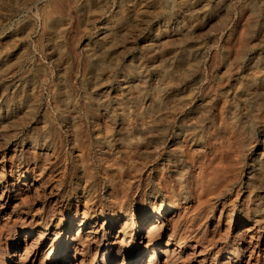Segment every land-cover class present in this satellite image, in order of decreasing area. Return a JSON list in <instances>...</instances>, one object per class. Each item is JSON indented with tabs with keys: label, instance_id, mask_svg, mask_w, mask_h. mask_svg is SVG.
Returning a JSON list of instances; mask_svg holds the SVG:
<instances>
[{
	"label": "rangeland",
	"instance_id": "obj_1",
	"mask_svg": "<svg viewBox=\"0 0 264 264\" xmlns=\"http://www.w3.org/2000/svg\"><path fill=\"white\" fill-rule=\"evenodd\" d=\"M0 69V264H24L14 245L28 230V264H61L65 226L53 233L45 223L65 217L74 235L77 200L106 217L122 195L136 219L147 215L128 249L161 205L190 203L174 233L183 247L168 264H245L241 231L251 223L262 243L250 261L264 264V84L249 86L264 82V0H0ZM224 120L259 138L226 156ZM229 219L238 228L227 234ZM106 243L72 264L122 262L102 256Z\"/></svg>",
	"mask_w": 264,
	"mask_h": 264
},
{
	"label": "bare ground",
	"instance_id": "obj_2",
	"mask_svg": "<svg viewBox=\"0 0 264 264\" xmlns=\"http://www.w3.org/2000/svg\"><path fill=\"white\" fill-rule=\"evenodd\" d=\"M64 1V0H63ZM160 1V0H159ZM255 1V0H254ZM59 4V3H58ZM206 4V3H205ZM187 5V4H186ZM202 5V4H201ZM259 5V4H258ZM207 7V6H206ZM136 11V10H135ZM190 11V10H189ZM195 11V10H194ZM252 12V11H251ZM62 13V12H61ZM136 13V12H135ZM253 13V12H252ZM60 17V16H58ZM150 18V17H149ZM197 18V17H196ZM59 19V18H58ZM142 19V18H140ZM148 20V19H147ZM56 24V23H55ZM114 26V25H113ZM166 28V27H165ZM188 28V27H187ZM167 29V28H166ZM185 29V28H184ZM125 32V31H124ZM111 33V32H110ZM122 33V32H121ZM253 33V32H252ZM118 34V33H117ZM116 34V35H117ZM184 35V34H183ZM118 36V35H117ZM122 39V38H121ZM120 40V39H119ZM162 42V41H161ZM94 44V43H93ZM243 45V44H242ZM14 46V45H13ZM93 46V45H92ZM94 49V48H93ZM179 49V48H178ZM91 50V49H90ZM159 50V49H158ZM242 50V49H241ZM96 52V51H95ZM102 52V51H101ZM100 52V53H101ZM106 52V51H105ZM183 55V54H182ZM159 56V55H158ZM7 57V56H6ZM237 59V58H236ZM100 61V60H98ZM104 61V60H103ZM240 61V60H239ZM91 63V62H90ZM192 63V62H191ZM101 64V63H100ZM193 64V63H192ZM249 65L252 64V66L254 67L256 64H258L256 61L254 60H249ZM6 65V64H5ZM186 65V64H185ZM7 66V65H6ZM3 67V66H1ZM5 67V66H4ZM183 68V67H182ZM101 69V68H100ZM257 69V68H256ZM1 70V69H0ZM134 70V69H133ZM177 70V69H176ZM196 70V69H195ZM260 70V69H259ZM180 71V70H179ZM178 71V72H179ZM257 71V70H256ZM175 72V71H174ZM132 73V72H131ZM184 74V73H183ZM249 74V73H248ZM143 75V74H142ZM164 76V75H163ZM34 77V76H33ZM178 78V77H177ZM256 78V77H255ZM264 79V78H263ZM96 80V79H95ZM99 80V79H98ZM145 80V79H144ZM167 80V79H166ZM33 81V80H32ZM159 82V81H158ZM178 82V81H177ZM140 83V82H139ZM133 84V83H132ZM141 84V83H140ZM146 84V83H145ZM263 85L264 82H258L257 79L251 78V81L249 82V86H255V85ZM124 85V84H123ZM163 85V84H162ZM193 85V84H192ZM196 85V84H195ZM23 86V85H22ZM133 86V85H131ZM161 86V85H160ZM35 87V86H34ZM134 87V86H133ZM132 87V88H133ZM160 88V87H159ZM190 88V87H189ZM195 88V87H194ZM254 88V87H253ZM33 89V88H31ZM134 89V88H133ZM156 89V88H155ZM18 90V89H17ZM143 90V89H142ZM157 90V89H156ZM155 90V91H156ZM261 90V89H260ZM24 91V90H23ZM161 91V90H160ZM187 91V90H186ZM154 92V91H153ZM172 92V91H171ZM161 93V92H160ZM167 93V92H166ZM173 93V92H172ZM190 93V92H189ZM101 95V94H100ZM158 95V94H157ZM160 95V94H159ZM166 95V94H165ZM164 95V96H165ZM176 95V94H175ZM246 96V95H245ZM147 97V96H146ZM158 97V96H156ZM163 97V96H162ZM175 97V96H174ZM187 97V96H186ZM189 97V96H188ZM211 97V96H210ZM173 98V97H172ZM23 99V98H22ZM160 99H161V95H160ZM164 99V98H163ZM162 99V100H163ZM193 99V98H192ZM202 99V98H201ZM226 99V98H225ZM145 100V99H144ZM154 100V99H153ZM173 100V99H172ZM209 100V99H208ZM22 101V100H21ZM155 101V100H154ZM159 103H156V105H154V107H157ZM171 101V100H170ZM20 102V101H19ZM156 102V101H155ZM175 102V101H174ZM176 103V102H175ZM29 104V103H28ZM153 104V103H152ZM193 104V103H192ZM201 104V103H200ZM141 105V104H140ZM33 106V105H32ZM123 106V105H122ZM146 106V105H145ZM165 106V105H164ZM185 106V105H184ZM159 107H162V105ZM166 107V106H165ZM169 107V106H168ZM142 108V107H141ZM149 109L151 107H148ZM153 108V105H152ZM185 108V107H184ZM225 108V107H224ZM154 109V108H153ZM157 109V108H156ZM160 109V108H159ZM158 109V110H159ZM162 109V108H161ZM221 109V108H219ZM129 110V109H128ZM206 110V109H205ZM64 111V110H63ZM152 111V109H151ZM182 111V110H181ZM150 112V111H149ZM159 112V111H158ZM221 112V111H220ZM126 113V112H125ZM131 113V112H130ZM223 113V112H222ZM227 113V112H226ZM228 114V113H227ZM226 114V115H227ZM146 114H144L145 116ZM151 115V114H150ZM218 115V114H217ZM224 116V113L222 114ZM233 115V114H230ZM126 116V115H125ZM142 116V117H144ZM155 116V115H154ZM141 117V116H140ZM146 117V116H145ZM144 117V118H145ZM236 117V116H234ZM232 117V118H234ZM223 118V117H222ZM227 118V116H226ZM229 118V117H228ZM262 118V117H261ZM143 119V118H142ZM225 119V118H224ZM235 119V118H234ZM136 120V119H135ZM184 120V119H183ZM182 120V121H183ZM193 120V119H192ZM215 120V119H214ZM236 120V119H235ZM235 120L232 121H225L226 122V127H228V129H230L231 134H233V137H220L222 138L221 143H224L225 146H223L226 149V156H228V154H232L235 150H239L238 148H240L242 145L244 147H246V145L248 144V142L254 137V138H259L257 135L253 136L252 134V130L251 128H249L246 125H238L235 123ZM129 121V120H128ZM164 121V120H163ZM212 121V120H211ZM223 121V120H222ZM220 122V121H219ZM223 123V122H222ZM244 123V122H243ZM5 124V123H4ZM144 124V123H143ZM140 124L137 125L139 128H143L144 125ZM148 124V122H147ZM150 124V123H149ZM241 124V123H240ZM161 125V124H160ZM17 126V125H16ZM131 127V126H130ZM209 128V127H208ZM207 128V129H208ZM204 129V128H203ZM129 130V129H128ZM138 130V129H137ZM141 130V129H140ZM134 131V130H133ZM149 131V130H148ZM159 131V130H158ZM48 132V131H47ZM187 132V131H186ZM208 133V132H207ZM190 134L191 136H193L192 138H194L195 140H198V137L196 138V132L194 129L190 128ZM140 135V134H139ZM138 135V137H139ZM214 135V134H213ZM146 136V134H145ZM143 137V136H142ZM127 138V137H126ZM44 139V138H43ZM134 139V138H133ZM126 140V139H125ZM194 140V141H195ZM200 140V139H199ZM102 141V140H101ZM46 142V141H45ZM143 142V141H142ZM156 142V141H155ZM199 142V141H198ZM38 143V142H37ZM109 143V142H108ZM138 142H134V141H130L129 143H127L128 145H133V144H137ZM141 143V142H139ZM147 143V142H146ZM153 143V142H151ZM179 143V142H178ZM209 143V142H208ZM23 144V143H22ZM34 144V143H33ZM47 145V144H46ZM138 145V144H137ZM135 145V146H137ZM140 145V144H139ZM239 145V147H238ZM241 145V146H240ZM22 146V145H21ZM177 146V145H176ZM222 146V145H221ZM212 147V146H211ZM252 147V146H251ZM177 148V147H176ZM220 148V147H219ZM56 149V148H55ZM131 149V148H130ZM200 149V148H199ZM245 149V148H244ZM243 149V150H244ZM29 150V149H28ZM27 150V151H28ZM53 150V149H52ZM124 150V149H123ZM132 150V149H131ZM135 150V149H134ZM157 150V149H156ZM195 150V149H194ZM54 151V150H53ZM52 151V152H53ZM57 151V150H56ZM137 151V150H136ZM190 151V150H189ZM242 151V150H241ZM113 152V151H112ZM223 152V151H222ZM48 153V152H47ZM102 153V152H101ZM126 153V152H125ZM235 153V152H234ZM240 153V152H239ZM243 153V152H242ZM44 154V153H43ZM51 154V153H50ZM194 154V153H193ZM196 154V153H195ZM194 154V155H195ZM198 154V153H197ZM14 155V153H13ZM97 155V154H96ZM148 155V154H147ZM15 156V155H14ZM19 156V155H18ZM136 156V155H135ZM151 156V155H150ZM197 156V155H196ZM231 156V155H230ZM16 157V156H15ZM172 157V156H171ZM174 157V156H173ZM194 156L192 155V158ZM212 157V156H211ZM170 158V157H169ZM226 158V157H225ZM229 158V157H227ZM226 158V159H227ZM235 158V157H234ZM14 159V158H13ZM148 159V158H147ZM196 159V158H195ZM194 159V160H195ZM232 159V158H231ZM154 160V159H153ZM198 160V159H197ZM223 160V159H222ZM20 161V160H19ZM113 161V160H112ZM168 161H170L172 163V165L174 167H181V164L179 165V161L177 159H168ZM167 161V162H168ZM10 162V161H9ZM168 162V163H170ZM217 162V161H216ZM233 162V161H232ZM231 162V163H232ZM235 162V161H234ZM11 163V162H10ZM195 163V162H193ZM263 163V162H262ZM199 171L203 173V166L204 163L203 162H199ZM242 164V163H241ZM213 165V164H212ZM232 165V164H231ZM239 165V164H238ZM164 166V165H163ZM20 167V166H19ZM37 167V166H35ZM43 167V166H42ZM148 167V166H147ZM10 168V167H9ZM33 168V167H32ZM31 168V169H32ZM3 171L6 170V168L3 167L0 168ZM219 169V168H218ZM1 170V171H2ZM22 170V169H21ZM42 170V169H41ZM175 170V169H174ZM193 170V169H192ZM19 171V170H18ZM22 172V171H21ZM176 175L177 178L180 179L181 175L183 173L182 169H176ZM218 172V171H217ZM18 173V172H17ZM1 174V173H0ZM26 178H28L29 173L24 172L23 173ZM34 174V173H33ZM191 174V173H190ZM2 175V174H1ZM12 177H17L15 176L13 173L11 174ZM209 175V174H208ZM216 175V174H214ZM41 176V175H40ZM168 176V175H167ZM230 176V175H229ZM251 176V175H250ZM39 177V176H38ZM23 179V178H22ZM170 179V178H169ZM37 181V180H36ZM203 181V180H202ZM13 182V181H12ZM43 182V181H42ZM79 182V181H78ZM129 182V181H128ZM36 183V182H35ZM14 184V182H13ZM114 184V183H113ZM197 184V183H196ZM22 188L21 191L23 190L25 192L26 187H30L29 184H27L26 182L21 183ZM29 185V186H28ZM32 185V183H31ZM40 185V184H39ZM167 185V184H166ZM173 185V184H172ZM41 186V185H40ZM202 186V185H201ZM37 187V186H36ZM39 187V186H38ZM180 187V186H179ZM85 188V187H84ZM131 189V188H130ZM183 189V188H182ZM185 189V188H184ZM202 189V188H201ZM51 190V189H50ZM175 190V189H173ZM222 190V189H221ZM224 190V188H223ZM28 192V191H27ZM129 192V191H128ZM174 192V191H173ZM197 192V191H196ZM208 192V191H207ZM200 193V192H199ZM18 195H21L19 192H17ZM24 194V193H23ZM27 194V193H26ZM174 194V193H173ZM237 194V193H236ZM256 194V193H255ZM99 195V194H98ZM1 196V195H0ZM3 196V195H2ZM1 196V197H2ZM22 196V195H21ZM51 196V195H50ZM172 196V195H171ZM174 196H176V194H174ZM25 197V196H24ZM48 197V196H47ZM84 197V196H83ZM173 197V196H172ZM237 197V196H236ZM19 198H21L19 196ZM80 198V197H79ZM182 198V197H181ZM221 198V197H220ZM24 199V198H22ZM110 199V198H109ZM116 202H115V206H112V208L110 209V212H108L107 216L105 217L103 214V208H99V213H96L95 211H93L90 216H89V212H90V206H89V199H79L76 201V207L78 208L80 205H82V210L77 212V214L75 215V219H78L79 217V223L76 226V232L74 233V235L72 234V228H68V224L65 223L66 219L65 217L63 218H58L57 220H53V216H52V221L51 222H46L44 229L49 230L50 226H52V229H55V231L53 233H55L57 230L60 229L61 225L65 226V228L56 234L55 237H57V235L59 234L58 238H61L63 243H64V255L61 258V264H72L71 260L72 258H76L77 254H81L85 255V253L90 249H93L91 246L94 244H97L98 246L94 249H96L97 254L100 250L101 244L103 242V240H105L107 243L105 244L106 248L102 249L103 250V255L105 256L106 253H108V256H112L115 259H118L122 262L118 263V264H130L135 258L139 259L143 257L144 254V250L152 247V252L151 255L146 259H144L143 257V261L142 264H159L157 259L158 258H162L165 256V263L164 264H168V261L171 258H173L176 254H178V249L182 248L183 245L182 243L184 242L183 239H185L183 236L179 238V242L177 241L178 245L177 247L173 246V242H174V233L176 232L177 229V225H178V219L182 213H186V210L189 209V207L191 206L190 203H185V206H183V210L182 207H179V204L177 202H173V203H169V204H165V205H161V207L159 208L160 212H155V215L151 218V221L148 224V227L145 231H143V233H140V235L138 236L137 240L134 242V246L135 248H131L128 249V243L131 242V240L127 239V235L129 233V231L131 230L132 232L135 231L137 228H139L140 230V226H141V222L146 221L147 220V215L142 216V218L140 219H136L133 215V212H128L129 210H127V205H128V197L125 195H122V197L116 198ZM234 199V198H233ZM84 200V201H82ZM111 200V199H110ZM225 203V202H224ZM249 203V202H248ZM2 203L0 202V206L3 207L4 203L1 205ZM182 204V203H181ZM194 204V203H193ZM264 204V203H263ZM17 205V204H16ZM166 208H168L167 210H165ZM71 208L68 210L69 213L71 212ZM212 210V209H211ZM176 211V212H175ZM194 211V210H192ZM249 211V210H248ZM247 211V213H248ZM142 212V211H141ZM199 212V211H198ZM126 215L125 220L120 222V219L122 218V216ZM173 213V214H172ZM174 217V218H170V216ZM185 215V214H184ZM209 215V214H208ZM60 217V216H59ZM193 217V216H192ZM91 218V221H88V219ZM231 218V217H230ZM31 219V218H30ZM29 219V220H30ZM24 220V219H23ZM69 221V220H68ZM22 222V221H21ZM144 223V222H143ZM147 223V222H146ZM2 224V223H1ZM74 225V224H72ZM118 230H117V234L112 235L111 239L109 241L108 237L110 236V230L114 229L116 226H118ZM146 225V224H145ZM221 225V224H220ZM199 226V225H198ZM221 227V226H220ZM224 229V232H226L227 234H230L232 232H235V230L238 228V226L236 225V223L232 222L230 219L227 220V222L225 224H223L222 226ZM109 229V230H108ZM219 231V230H218ZM220 232V231H219ZM226 233H222L224 235H226ZM132 234V233H131ZM167 235V239H164L163 236ZM205 234V233H204ZM242 236L244 237V249L243 251H249V256L248 259L245 261V264H261V262L257 260L256 262L254 261H250L251 256L254 254L255 251L258 250L260 244L262 243V241L256 236L255 233V224L251 223L248 226H246L242 231H241ZM33 235V230H28L25 232V236H20L19 234L16 237V243H15V249L16 250H22V248H24V253L22 258V263L24 264H28L30 259H28V257L30 256L29 254V248H26L28 245V241L30 240L31 236ZM41 235V234H40ZM39 235V238L37 239H41L42 237ZM183 235V234H182ZM103 240H102V237ZM229 239V238H228ZM38 240V241H39ZM55 240V239H54ZM53 240V241H54ZM59 240V239H58ZM37 241V242H38ZM37 242L33 243L30 245L31 248H34L37 246ZM111 243V244H110ZM214 243V242H213ZM29 247V246H28ZM41 247V246H40ZM121 247H124L123 249H128V252H126V254L122 253L125 250L121 249ZM131 247V246H130ZM194 247V246H193ZM192 247V248H193ZM196 247V246H195ZM193 248V251L190 252L191 255H195L196 252V248ZM140 249V253L137 252V250ZM210 249V248H209ZM237 251V250H236ZM48 252V251H47ZM70 252H73V256H70ZM208 252V251H207ZM63 253V252H62ZM122 253V254H121ZM48 254V253H47ZM94 254V253H93ZM189 254V252H188ZM216 254V253H215ZM96 255V254H94ZM245 255V254H244ZM178 257V255L176 256ZM190 257V256H189ZM188 257V258H189ZM261 257V256H260ZM34 258V257H33ZM183 258V257H182ZM228 259H230L229 257H227ZM174 259V258H173ZM228 259H223L224 261H227ZM205 260V259H204ZM82 261V260H81ZM185 261V260H183ZM252 262V263H251ZM83 263V262H82ZM140 263V262H139ZM174 263V262H173ZM224 264H227V262H223ZM183 264V263H182ZM244 264V263H243Z\"/></svg>",
	"mask_w": 264,
	"mask_h": 264
}]
</instances>
